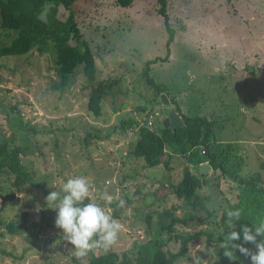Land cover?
I'll list each match as a JSON object with an SVG mask.
<instances>
[{
  "label": "rangeland",
  "instance_id": "374dc122",
  "mask_svg": "<svg viewBox=\"0 0 264 264\" xmlns=\"http://www.w3.org/2000/svg\"><path fill=\"white\" fill-rule=\"evenodd\" d=\"M157 7L156 0H133L126 7L113 0H78L72 6L73 19L91 46L97 78H119L103 97L98 118L86 110L88 89L81 65L62 87H55L58 78L48 53L30 50L0 57V137L4 131L12 144H20V136H26L28 150L21 158L32 177L25 191L16 193L10 177L0 173V264H82L81 259L72 260V246L55 227L57 212L46 204L51 191H61L69 178L78 176L88 178L94 186V202L110 215L113 206L99 197L104 192L114 197L119 213L113 218L123 229L109 251L119 260H132L136 245L168 222L164 210L178 202L170 196L168 182L180 180L185 160L175 156L171 171L162 165L145 167L141 158L131 154L137 129L129 137L126 131L131 129L122 132L121 120L132 116L142 122L150 112L157 125L162 115L175 109L170 99L185 113L214 118L219 123V139L241 141L240 175L257 171L264 178V0L167 1L173 38L167 58L152 63L148 72L164 88L166 103L141 73L145 60L166 53L167 32ZM64 13L60 11L59 17ZM9 32L0 30V43L14 35ZM244 65L250 76L243 71ZM141 106L143 111L138 110ZM16 115L23 126L17 124ZM95 129L99 140L84 145L85 131ZM207 173L210 176L209 169ZM217 180L216 200L226 204L239 188L230 189L221 177ZM204 189L196 190L199 208L192 212L188 225H179L177 231L194 232L205 226L197 221L206 215L210 203ZM124 190L127 202L122 198ZM11 193L12 197L1 201V196ZM120 200L125 202L122 207ZM216 208L210 220L217 223L220 210ZM147 212L151 214L149 227L144 219ZM174 213L177 217L184 214ZM9 222L16 226L14 232L6 230ZM217 228L215 224L211 230ZM204 239L203 235L191 240L185 257L174 264H212L211 252L198 256L215 247ZM165 246L177 249L173 241ZM215 264H221L219 259ZM241 264H251V260Z\"/></svg>",
  "mask_w": 264,
  "mask_h": 264
},
{
  "label": "trees",
  "instance_id": "16d2710c",
  "mask_svg": "<svg viewBox=\"0 0 264 264\" xmlns=\"http://www.w3.org/2000/svg\"><path fill=\"white\" fill-rule=\"evenodd\" d=\"M77 1L0 0V30L14 32V35L7 42L0 43V57L23 55L30 50H35L38 54L48 53L52 58L54 73L58 78L55 87H62L69 76L76 71V66L81 65V73L85 79L84 86L88 89L86 110L92 117L98 118L102 111L103 97L110 93L111 87L117 84L119 78H97L91 46L83 39L73 19L72 6ZM132 1L113 0V3L120 7H126ZM156 1L158 4L156 11L162 17L167 32L166 53L162 58L155 57L145 60L141 73L144 75L146 83L153 88V92L158 96L165 91L148 76L149 66L156 61L167 58L168 45L173 38V30L166 14L168 0ZM60 11L65 12L63 17H59ZM243 69L251 72L246 65L243 66ZM169 101L175 105L174 110L178 114L181 124L173 128L163 127L160 122L157 125L154 123L152 125L154 127L151 126V128L138 125L137 136L131 150L134 157L142 159L145 167L162 165L165 169H170L169 163L173 156H180L185 160L180 180L170 191L178 202L164 210L168 222L159 224L151 232L148 240L136 245L132 260L127 257L119 260L114 251L100 252L99 249H96L85 264H174L178 259L185 257L188 243L191 240L200 239L203 235L204 240L214 243L216 255L221 264H241L244 259H250L235 250L237 259L230 261L224 256V250L219 248V244L233 230L227 227V210H242V218L235 222L236 228L234 230L237 232H241L243 226L252 228L253 223H258L260 219L264 218V178L257 171L240 175L238 167L241 162L239 157L241 143L220 141L216 136L219 123L214 118L190 115L183 112L173 99ZM138 110L143 111L144 107H138ZM18 117V115L15 117L17 124L23 126L24 122ZM137 124H139V120L132 116L123 118L120 130L124 132L125 129H131ZM31 127L33 128V126ZM98 132L96 129L94 132L86 130L81 139L84 145L99 140ZM19 140L20 144H12L5 137V132L2 131L0 137V173H6L10 177V184L16 193H23L27 184L32 181V177L21 158V156H25L28 150L26 136H20ZM202 164L209 166L210 176L206 171L199 170ZM261 166L264 165L261 163ZM219 177L229 182L230 189L235 185L239 189L233 199H226V204L219 201L218 208H216L220 210L217 223L210 220L211 215L216 211L215 208L207 206L206 215L197 219V221L205 224L204 227H200L194 232L177 231L179 225L182 227L188 225L192 219V212L199 208L197 201L200 200V197L196 190L205 188L204 197L210 200L207 187L211 188L217 195L219 184L217 179ZM122 198L125 202L130 200L127 191H123ZM109 204L113 206V217H117L119 212L114 206L115 203L112 201ZM177 210L184 213L182 217L175 216L174 212ZM144 216L147 227H149L151 214L147 212ZM194 224L193 226H195ZM215 224L218 228L213 232L211 228ZM5 227L9 232L16 230V226L11 222L5 224ZM162 231L166 233L162 235ZM210 233L212 234L210 235ZM261 239L264 238L257 237V242ZM170 241L177 244L175 251H171L165 246ZM234 243L243 244L242 232L241 239ZM243 246L251 251L255 249L253 252L256 251L255 245L251 243L243 244ZM71 258L74 262H78L75 256H71Z\"/></svg>",
  "mask_w": 264,
  "mask_h": 264
},
{
  "label": "clouds",
  "instance_id": "9594fccd",
  "mask_svg": "<svg viewBox=\"0 0 264 264\" xmlns=\"http://www.w3.org/2000/svg\"><path fill=\"white\" fill-rule=\"evenodd\" d=\"M93 190L94 186L88 178L78 176L69 178L63 184L61 191H51L46 197L48 208L57 212L55 227L62 230L63 240L72 246V254L81 259L82 264L83 259L90 252L96 249H103L107 252L115 246L123 229L119 220L113 218L104 207L94 202ZM99 198L108 203L114 200V197L107 192L102 193ZM124 203L123 200L119 201L121 207ZM226 215L227 227L233 230L219 244V248L224 250V256L234 261L237 259L235 250H238L240 254L250 258L251 264H264V239L257 242V237L264 238V218L258 223H253L252 228L247 226L241 228L243 244L255 245L256 251L253 252L243 244L234 243L241 239V232L234 229L236 228L235 222L242 218V210H227ZM209 251L212 264H215L218 259L216 248L213 247ZM205 264H208V261H205Z\"/></svg>",
  "mask_w": 264,
  "mask_h": 264
},
{
  "label": "water",
  "instance_id": "95a60500",
  "mask_svg": "<svg viewBox=\"0 0 264 264\" xmlns=\"http://www.w3.org/2000/svg\"><path fill=\"white\" fill-rule=\"evenodd\" d=\"M161 100L163 103H166V99H165V95L162 94L160 96ZM160 123L163 127H169V128H173L179 124H181V120L179 118V116L176 114V112L172 109H169L166 114H164L163 116H161V119H160ZM206 168H208V165L207 164H203L200 166L199 170L200 171H204ZM136 191L133 192V194H135ZM208 192H209V196H210V203H209V207L210 208H216L218 206V202L216 200V197H215V194L214 192L212 191V189L208 188ZM12 193L11 194H5L3 196H1V201L3 200H6L10 197H12ZM209 249H205L203 251H200L199 253V257L200 256H204L206 255L207 253H209Z\"/></svg>",
  "mask_w": 264,
  "mask_h": 264
},
{
  "label": "crops",
  "instance_id": "0c3cea01",
  "mask_svg": "<svg viewBox=\"0 0 264 264\" xmlns=\"http://www.w3.org/2000/svg\"><path fill=\"white\" fill-rule=\"evenodd\" d=\"M243 71H246L245 69H243ZM246 74L247 75H249L250 74V72H247L246 71ZM250 76V75H249ZM248 99V101L250 100V99H252V97H250V98H247ZM176 112V111H175ZM177 114V113H176ZM178 115V114H177ZM163 116V115H162ZM137 128L136 127H134V128H131V132H129L130 133V135H128L129 137L132 135V133H133V131L134 130H136ZM128 133V134H129ZM127 136V137H128ZM137 136V135H136ZM136 136L134 137V140H135V138H136ZM220 141H227L225 138H223V139H220ZM235 142H241L240 140H235ZM175 156H173L172 158H171V160L174 158ZM171 160H170V162H171ZM203 165V164H202ZM169 166H170V169H166V170H168V171H171V170H173L172 168H171V163H169ZM201 166V165H200ZM209 169V166H208V168H206L204 171H206L207 172V170ZM180 178V177H179ZM178 181H176V182H168V185H169V187H170V189H172V187L177 183ZM207 188H209V187H207ZM211 189V188H210ZM236 189H238V188H236ZM138 190V189H137ZM133 194V193H132ZM136 194V193H135ZM215 194V193H214ZM170 196H174V194H172V193H170ZM215 197L217 198V195H215ZM174 201H177L176 200V197L174 196ZM217 201H219V200H217ZM219 203V202H218ZM218 207V206H217Z\"/></svg>",
  "mask_w": 264,
  "mask_h": 264
},
{
  "label": "built area",
  "instance_id": "2783aa9c",
  "mask_svg": "<svg viewBox=\"0 0 264 264\" xmlns=\"http://www.w3.org/2000/svg\"><path fill=\"white\" fill-rule=\"evenodd\" d=\"M139 125H145L146 127H151L152 126V115H151V113L147 114L145 122L144 123L139 122ZM126 132L129 133V131H126Z\"/></svg>",
  "mask_w": 264,
  "mask_h": 264
}]
</instances>
